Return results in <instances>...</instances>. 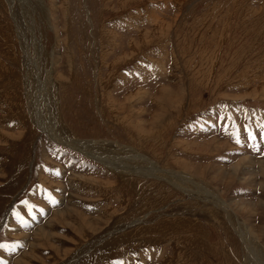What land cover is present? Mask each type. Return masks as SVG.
I'll return each mask as SVG.
<instances>
[{
	"label": "rangeland",
	"instance_id": "374dc122",
	"mask_svg": "<svg viewBox=\"0 0 264 264\" xmlns=\"http://www.w3.org/2000/svg\"><path fill=\"white\" fill-rule=\"evenodd\" d=\"M263 258L264 0H0V264Z\"/></svg>",
	"mask_w": 264,
	"mask_h": 264
},
{
	"label": "bare ground",
	"instance_id": "6f19581e",
	"mask_svg": "<svg viewBox=\"0 0 264 264\" xmlns=\"http://www.w3.org/2000/svg\"><path fill=\"white\" fill-rule=\"evenodd\" d=\"M21 2L23 1V2H27L28 3V0H20ZM30 2V1H29ZM31 5V4H30ZM32 8V7H31ZM30 9V8H29ZM30 11V10H29ZM49 77H47V80H46V82H45V84H44V88L46 87V84H48L47 82H49L50 81V78L48 79ZM48 86V85H47ZM47 93V92H46ZM45 95V94H44ZM46 96V95H45ZM44 98V97H43ZM39 109V108H38ZM46 114H47V112H46ZM47 115H49V114H47ZM46 116V115H45ZM39 117V116H38ZM47 117H49V120H50V122H51V124H53L52 123V120L50 119V115L49 116H47ZM45 118V117H44ZM46 119V118H45ZM45 122V121H44ZM42 125V124H41ZM44 125V124H43ZM48 127V126H47ZM42 128H43V126H42ZM44 129V128H43ZM53 126H51L50 125V128H49V133L52 135V137L53 138H55V135H54V133H53ZM48 132V131H47ZM56 139V138H55ZM60 139V138H59ZM76 147V146H75ZM81 148V147H80ZM82 148H84V147H82ZM86 154H88V153H86ZM89 156H92V157H94V158H97L98 160H100V161H102V162H104L105 164H107V165H109V162H107L106 160H103V159H101V156L99 155V154H96V153H92L91 151H90V153L88 154ZM150 162V161H149ZM151 165L152 166H155V164H153L152 162H151ZM120 166V165H119ZM126 167H127V165H126ZM125 167V168H126ZM144 169H146V171H148V172H150V174H156V176H159V177H162V178H165V175L167 174L172 180H174V178L175 177H177V176H174V177H171V176H173L171 173H166L165 171H163V170H159L158 171V169H156L157 171H154V170H152L151 168H132V171L134 172V173H138L139 171H141V170H144ZM144 173V172H143ZM148 174V173H147ZM177 179H178V177H177ZM176 181H178V182H180L179 181V179L178 180H176ZM178 182H175L174 181V183L176 184V185H181V183L182 182H180V183H178ZM218 200V199H217ZM245 235V234H244ZM245 240H246V245H247V247L248 248H250L252 245H251V241L247 238V237H245ZM251 245V246H250ZM261 257V256H260ZM264 259V258H263Z\"/></svg>",
	"mask_w": 264,
	"mask_h": 264
}]
</instances>
